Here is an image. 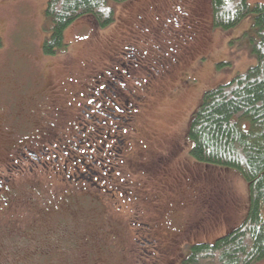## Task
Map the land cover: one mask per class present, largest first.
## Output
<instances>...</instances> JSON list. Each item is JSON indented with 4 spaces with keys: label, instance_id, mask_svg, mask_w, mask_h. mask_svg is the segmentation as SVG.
<instances>
[{
    "label": "rangeland",
    "instance_id": "rangeland-1",
    "mask_svg": "<svg viewBox=\"0 0 264 264\" xmlns=\"http://www.w3.org/2000/svg\"><path fill=\"white\" fill-rule=\"evenodd\" d=\"M256 1L264 3V0H249L251 3ZM177 4L184 5V8L177 9ZM46 5L47 0H0V142L4 143L0 145V165L7 158L8 143L11 142L10 136L7 137L6 134L14 132L9 128L15 125L13 105L19 101L16 95L19 90L15 87L22 85L26 93L34 92L39 89L36 81L41 77L44 78L45 82L56 87L55 99L65 102L59 118L65 122L66 131L77 132L83 125H76L77 119L74 123L72 116L66 110L68 109L66 103L70 102L71 92L75 88L74 83L77 82L78 85V82L85 79L86 75L94 74L98 69L105 71L110 68L111 63L114 62L110 60V57L115 58L114 52L127 41L132 42L137 38L139 41L137 47L141 48L139 52L144 54V57L140 56L142 67L134 65L131 68V72L136 70L140 72H136L138 75H126L128 78L126 86L135 93L136 100H145V104L139 108L141 109L139 112L136 111L135 119L132 115L130 124L125 126L131 124L132 127L135 126L128 140L129 152H134L139 157L141 167L135 179L139 181L137 184L139 190L136 194H142L147 199L149 213L145 215H152L155 210L150 206H159L160 200L161 210L169 208L175 210L170 215L175 216L178 222H185L190 229L187 234L177 231L179 234L172 237L173 244L169 241L171 249L165 250L167 256L161 253L158 257L138 246L134 235L129 237L127 235L126 238L119 240L110 237L112 227L104 224L109 213L99 212L92 205L93 203L86 200L81 202L82 207L76 213L63 207L65 214L73 217L72 220L78 225H73L74 234L69 225L67 227V234H73L71 240L74 244L72 249L68 246L65 250H59L62 248L60 245L52 248L61 252L67 251V255H71L69 259L64 261L57 256L55 250L46 249V245L36 241L31 243L25 239L21 246L13 245L11 249L5 251L6 258L3 264L9 262L27 264L31 255L47 250L56 256L53 264H109L110 258L114 264H118V260L119 264H171V260H176L175 264H179L178 261L182 256L183 259L188 256L190 245L193 243L213 242L218 236L239 225L249 209L250 190L247 180L235 169L214 168L196 162L190 153L193 143L187 132L192 113L199 105L205 90L230 80L236 74L247 71L257 63V56L252 52L249 40L244 36V32L252 24L253 15H247L235 27L222 29L213 26L211 0L111 2L115 11V20L112 23L99 27L92 16L78 17L65 30L66 47L60 48L55 54H47L43 44L50 35L51 23L45 15ZM187 15L199 24L198 38L195 41L190 39L192 35L190 31L194 28L188 25L185 17ZM138 25L146 30H138ZM182 39L186 40L183 44ZM186 43H190L189 48L186 47ZM159 46L164 48L163 50L169 52L176 50L177 54H180L179 63L163 75L156 72V69L160 68L162 56ZM200 56L203 60L199 63ZM126 57L123 55V60H126ZM221 61L222 64H220ZM113 71L118 74V68ZM154 75L157 76L154 78L153 85L157 80L159 84L151 96L148 94L150 96L148 97L149 90L145 88L147 78H152ZM179 75H194L197 80L194 84L187 86L182 84ZM114 76L120 75L109 76L111 82L115 79ZM122 78L124 80L125 77ZM141 86L142 89H140ZM143 92L146 93V98H142ZM128 96L130 97L129 94ZM36 101V97L31 99L32 104ZM134 101L131 98L130 103L133 105ZM21 102L22 106L25 105L24 100ZM117 104L122 106V110H113L109 108L110 104L106 103L108 107L103 113L95 114L88 111L87 115L92 113L93 116L89 118L91 127L98 131V135L102 136L99 132L104 129L106 119L112 123L111 117L106 113L121 117L120 120L128 119L130 105L123 106L121 102ZM77 108L78 115L81 114L84 120L87 119V115L80 113V108L78 106ZM98 118L104 125L98 122ZM84 120L79 121L84 124ZM115 123V125L121 124L120 121ZM134 128L137 130L134 131ZM124 130H117L119 139L122 138L119 132L124 133ZM83 134L86 135V131ZM126 136L128 137L127 132ZM12 138L14 141L17 139L14 136ZM42 143V140L33 137L30 147L36 149ZM111 144L113 142L109 143L107 148L111 147ZM110 155L111 157L106 161H114V154ZM87 163L92 171L100 166L90 165L88 160ZM103 164L107 165L106 162ZM135 165L137 166L138 163ZM136 166L133 169L137 168ZM81 168L85 170L84 166ZM44 169L50 178L46 174L45 177H40L41 184L46 182L43 187L53 186L47 181L50 179L53 180L51 184L61 186L57 180V177L59 179L60 177L53 171L50 173V170ZM96 177L97 175H94L95 179ZM62 186H65V181H62ZM48 196L55 199L54 194L50 192L47 196L31 194V197L38 199V204L52 202ZM99 197L102 198V196ZM103 199L111 198L109 195H103ZM116 199L123 204L122 196ZM89 200L95 201L91 197ZM88 206L91 207V212L88 214L98 217L92 220V225H98L102 218L98 228L81 222L87 217L85 211ZM42 210L45 209L42 208ZM160 214L164 219L167 213ZM79 223L82 225L79 226ZM14 227L7 229L0 237L5 246L15 241L12 239ZM39 229L41 228L33 231H37L34 235L43 237L44 233ZM87 232L91 235L88 236L89 238H84ZM51 236L60 239L56 233ZM113 240L119 244L126 242L125 251L117 250ZM103 246L116 249L112 257L106 249L103 250ZM150 249L148 247V250ZM11 252L14 256L9 255ZM184 261L180 264H185ZM34 264H43V262L36 261ZM253 264H264V259Z\"/></svg>",
    "mask_w": 264,
    "mask_h": 264
},
{
    "label": "flooded vegetation",
    "instance_id": "flooded-vegetation-1",
    "mask_svg": "<svg viewBox=\"0 0 264 264\" xmlns=\"http://www.w3.org/2000/svg\"><path fill=\"white\" fill-rule=\"evenodd\" d=\"M182 7L184 8V5L177 4V9ZM185 17L188 25L194 28L190 31L192 32L190 39L195 41L198 38L199 24L196 20H191L188 15ZM138 30L145 31L146 28L138 25ZM185 39L181 40L182 44L186 41ZM138 42L136 38L132 42L127 41L121 45L113 54L115 58L110 57V60L114 61L111 63L110 68L105 71L98 69L96 73L86 75L87 84L85 88L89 87L94 91L90 93V97H85V99L78 96L80 95V89L77 82L74 83L75 88L71 92L70 102L66 103L68 108L66 110L72 116L74 123L75 119H77L76 125H83L77 132L75 130L72 132L66 131L65 122L59 118L61 111L65 107V102L55 99L56 87L45 82L44 78L41 77L40 80L36 81L39 89L34 92L29 91L26 93L22 85L15 87V89L18 88L17 90H19L16 93L19 101L13 105L14 116L16 117L15 125L9 128L14 132H7L6 134L7 137L10 136L11 142L8 143L7 158L0 165V237L7 229L15 226L13 228L14 234L12 235V239H15V241L5 246L0 240V264H3V260L6 258L5 251L11 249L13 245L21 246L25 239L31 243L36 241L39 244L46 245V249L55 250L57 256L64 261L69 259L71 255H67V251L61 252L59 250H65L68 246L72 249L74 242L71 240V236L74 234L75 229L73 225H78L72 220L73 217L65 214L63 207H66L72 213H76L82 207L80 206L82 205L81 202L86 200L89 203H93L92 205L99 212L109 213L104 224L112 227L109 234L110 237L114 238V240H119L126 238L127 235L128 237L134 235L138 246L144 248L143 250L147 253L150 251V254H155L158 257L161 256V253H165L164 256H167L165 250L166 248L171 249L169 241L173 244L174 240L172 237L179 234L177 231L187 234L190 227H187L185 222L176 221L175 216L170 215L175 210H171V208L161 210L160 200L159 206H150L152 209L154 208L155 212H152V215H145V213H149L147 199L142 194H136L139 190L137 187L139 181H135L136 176L139 174V157L134 152H129L128 139L131 136L132 128L135 126L132 127L131 124L125 127L130 124V121L125 120L123 126L117 127L118 130H126L124 133L121 131V139L117 135V129L113 130L112 127L108 128V138H106L98 135L96 129H92L89 118H93V116L91 113L87 115L88 109L95 111L94 106L97 105L98 111L103 110L106 103H109V106L115 105L117 109L122 110V106L117 104V102H121L123 106L130 103L131 98L128 96L130 89L126 86V79H128L126 75H138L136 72L139 73L140 71L131 72V68L134 65L142 67L140 59L144 57L143 52H139L141 48L137 47ZM173 46L175 47L174 43ZM189 46L190 43H186V47L189 48ZM159 48L161 47L159 46ZM163 49L159 50L162 55L160 57V68L156 69V72H160L161 75L168 72L180 61V54H177L176 50L169 52ZM123 55L127 56L126 60H123ZM202 60L200 56L198 62L200 63ZM116 68H118V74L113 71ZM98 75H101V78ZM112 75L120 76H114L115 79L111 82L109 76ZM123 76L125 77L124 80ZM156 76L154 75L150 80L148 79L146 85H148L149 91L147 90V95L151 96L159 84L157 80L155 85H153ZM180 78L182 84L187 86L194 84V81L197 80L194 75H181ZM92 82L94 86L91 87L89 83ZM34 97H36L37 101L32 104L31 99ZM22 100H24L23 104H25L23 106ZM77 106L80 108V113L87 115V119L84 120L81 114L78 115ZM136 107L140 108V105H136ZM133 118L135 119V115ZM79 120H84V124ZM130 126L131 128H129ZM133 130L136 131L137 129L134 128ZM85 131L86 135L83 134ZM99 133L102 135L101 132ZM13 136L17 138L15 141L12 138ZM33 137L43 141L42 145L36 149L30 147V141ZM111 142L113 144L107 148ZM2 144L4 143L0 145L2 146ZM112 153L114 154V161H106V159L111 157L110 154ZM87 160L90 165L97 164L100 166L97 170L92 171ZM104 162L107 163L106 166H104ZM135 163H138V165L136 166ZM81 166H84L85 170H82ZM134 166L137 168L133 169ZM43 167L47 168L48 171L50 170V173L53 171L60 177V179L57 177V180L59 181L58 183H61V186L60 184H51L52 179H50L47 181L53 186L50 188L43 187L46 182L41 184L40 180L42 178L40 177L47 175L50 178V175L45 173L46 169ZM34 175L37 177H33ZM94 175H97L96 179ZM62 181H65V186H62ZM49 192L54 194L55 199L48 196L52 202L45 204H38V199L31 197L32 193L47 196ZM103 195H109L111 199L102 200ZM99 196H102V198ZM119 196H122L123 204L116 199ZM89 197L94 198L95 201L89 200ZM89 206L85 211L87 217L81 222L92 225V220L98 219V217L88 214L91 212V207ZM42 208L45 210H42ZM157 209H159L158 212ZM162 212L167 213L164 219H162L160 214ZM101 220L102 218H100L98 225L93 224L92 226L98 228ZM68 225L73 234H67ZM80 225L82 223H79ZM38 228L43 231V237L34 235L37 231H33ZM53 233L60 236V239L52 237L51 234ZM90 235L91 233L87 232L84 238H89L88 236ZM84 238L79 237V239ZM114 240L112 242L116 245V249L124 252L126 242L125 244H119L114 242ZM103 244L105 243L103 242ZM57 245L62 248L59 250L52 248ZM148 247L151 249L148 250ZM104 249L109 252L111 257L116 250L111 249L109 246H103ZM9 255L14 256V253L11 252ZM55 259L56 256L50 254V251L47 250L46 252L42 251L31 255L27 264H34L36 261L43 262V264H53ZM183 260L182 256L178 263L180 264ZM109 262V264H114L111 258ZM117 263L119 264L120 261L118 260ZM175 263L176 260H171V264ZM8 264L13 263L9 262ZM20 264L23 263L20 262Z\"/></svg>",
    "mask_w": 264,
    "mask_h": 264
},
{
    "label": "trees",
    "instance_id": "trees-1",
    "mask_svg": "<svg viewBox=\"0 0 264 264\" xmlns=\"http://www.w3.org/2000/svg\"><path fill=\"white\" fill-rule=\"evenodd\" d=\"M124 1L47 0L45 15L51 26L50 35L43 44L44 51L55 54L66 47L65 30L78 17L92 16L99 27L109 25L115 20L111 2ZM211 3L214 27L230 29L247 15H253L252 24L244 36L257 56V63L230 80L204 91L189 123L187 135L193 143L190 153L199 164L227 167L241 173L249 184L250 203L239 225L213 242L201 241L190 245L184 263L253 264L264 259V3H251L249 0H211ZM98 77L101 78V75ZM86 80L78 82V96L82 98H88L94 92L89 87L85 88ZM89 85L92 87L94 83ZM128 94L133 101L137 99L132 91ZM141 96L146 98V93L143 92ZM144 104V100L127 104L131 107L127 120L131 121L132 115L140 110L136 105L143 107ZM97 107L95 111H88L103 113L108 106L101 111ZM109 108L118 110L113 105ZM106 115L111 117L112 123L106 119V125L100 132L108 138V128L115 130L123 126L126 118L120 120L121 117ZM118 121L121 124L115 125ZM98 122H101L99 118Z\"/></svg>",
    "mask_w": 264,
    "mask_h": 264
}]
</instances>
